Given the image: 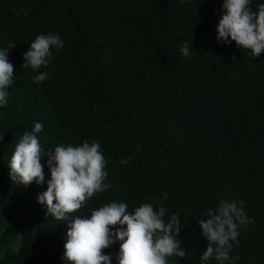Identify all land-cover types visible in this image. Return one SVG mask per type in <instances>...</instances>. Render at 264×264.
Returning a JSON list of instances; mask_svg holds the SVG:
<instances>
[{
    "label": "trees",
    "instance_id": "16d2710c",
    "mask_svg": "<svg viewBox=\"0 0 264 264\" xmlns=\"http://www.w3.org/2000/svg\"><path fill=\"white\" fill-rule=\"evenodd\" d=\"M261 3L251 0L250 7ZM222 5L0 0V50L9 49L14 71L9 103L0 107V264H67L69 221H57L37 200L51 179L46 153L93 141L107 161L110 187L69 220L111 202L133 212L156 197L165 221L180 217L178 239L187 250L169 264H202L208 241L200 213L221 200L242 201L251 222L239 227L230 253L240 259L223 264H264V53L251 57L235 41L217 42ZM40 34H59L64 46L52 48L48 66L38 70L48 78L36 84L38 72L22 65ZM184 42L191 59L180 52ZM35 122L43 124L37 135L45 180L25 187L11 181L8 165ZM103 253L118 264L119 241Z\"/></svg>",
    "mask_w": 264,
    "mask_h": 264
},
{
    "label": "clouds",
    "instance_id": "9594fccd",
    "mask_svg": "<svg viewBox=\"0 0 264 264\" xmlns=\"http://www.w3.org/2000/svg\"><path fill=\"white\" fill-rule=\"evenodd\" d=\"M250 4L251 0H223L216 39L225 44L235 41L238 47L250 50L249 56L260 57L264 53V3L258 4L256 11ZM28 11L25 9L24 15ZM17 15H20L19 11ZM63 46L59 34L37 35L23 54L25 63L22 67L38 72L48 66L52 48L59 50ZM12 47L14 45L10 49ZM8 51L0 50V107H7L8 88L14 82ZM180 52L184 58L191 59L187 42L180 45ZM47 78V72H38L32 80L39 84ZM42 130L43 124L35 122L32 131L25 132L16 144L8 165L12 182L25 187L33 181L44 183L40 158L45 153L37 135ZM46 154L51 179L47 181V190L40 193L37 200L46 205L48 215L57 221H69L63 254L67 264H111V257L103 250L117 241L118 264H169L171 257H186L187 250L178 239L182 229L180 217L173 214L165 221L167 209L163 205L157 209L156 197H150L153 202H145L133 212L128 211L129 206L124 202H111L93 209L90 217L75 216L69 220L89 199L110 187L105 183L107 161L98 142H83L78 146L61 143ZM119 163L126 164L128 160L122 159ZM200 215L207 217L199 219L198 223L208 241L201 255L202 264L212 258L220 264L229 259L239 260L238 255L230 256V253L233 242L237 241L239 227L251 222L245 214L243 202L221 200L215 209L206 208Z\"/></svg>",
    "mask_w": 264,
    "mask_h": 264
}]
</instances>
